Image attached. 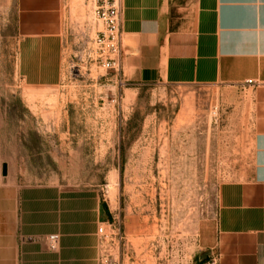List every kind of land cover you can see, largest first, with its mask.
<instances>
[{"label":"rangeland","instance_id":"rangeland-1","mask_svg":"<svg viewBox=\"0 0 264 264\" xmlns=\"http://www.w3.org/2000/svg\"><path fill=\"white\" fill-rule=\"evenodd\" d=\"M71 11L62 81L28 87L13 67L0 83L14 154L32 183L99 193L122 264H199L220 186L250 171L249 89L127 81L97 58L87 2Z\"/></svg>","mask_w":264,"mask_h":264},{"label":"crops","instance_id":"crops-1","mask_svg":"<svg viewBox=\"0 0 264 264\" xmlns=\"http://www.w3.org/2000/svg\"><path fill=\"white\" fill-rule=\"evenodd\" d=\"M87 2L95 33L100 24ZM73 0H0V83L62 81ZM125 80L142 85H228L250 91L251 167L218 191L212 238L199 264H264V0H120ZM0 103V264H102L120 247L98 234L108 211L93 189L30 182L5 135ZM56 235L54 248L49 236Z\"/></svg>","mask_w":264,"mask_h":264},{"label":"built area","instance_id":"built-area-1","mask_svg":"<svg viewBox=\"0 0 264 264\" xmlns=\"http://www.w3.org/2000/svg\"><path fill=\"white\" fill-rule=\"evenodd\" d=\"M93 13L100 24V29L95 33L92 40L95 54L102 62L103 66L115 70L120 69V59L122 54L121 47V28H120V14L121 5L120 0H92ZM109 231H106L103 226L98 228V234L102 240L109 244H116L120 247L124 237L119 226L110 223ZM57 236H49L51 248H54ZM102 264H122L120 259L112 257H103Z\"/></svg>","mask_w":264,"mask_h":264},{"label":"trees","instance_id":"trees-1","mask_svg":"<svg viewBox=\"0 0 264 264\" xmlns=\"http://www.w3.org/2000/svg\"><path fill=\"white\" fill-rule=\"evenodd\" d=\"M102 208H103V210H105V205L102 203Z\"/></svg>","mask_w":264,"mask_h":264}]
</instances>
